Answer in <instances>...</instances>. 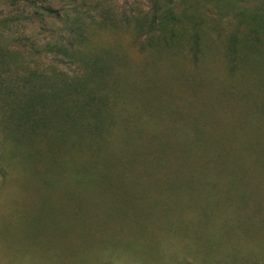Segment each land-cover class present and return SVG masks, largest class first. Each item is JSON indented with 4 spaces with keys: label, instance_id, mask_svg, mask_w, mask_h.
I'll return each mask as SVG.
<instances>
[{
    "label": "rangeland",
    "instance_id": "1",
    "mask_svg": "<svg viewBox=\"0 0 264 264\" xmlns=\"http://www.w3.org/2000/svg\"><path fill=\"white\" fill-rule=\"evenodd\" d=\"M0 264H264V0H0Z\"/></svg>",
    "mask_w": 264,
    "mask_h": 264
}]
</instances>
